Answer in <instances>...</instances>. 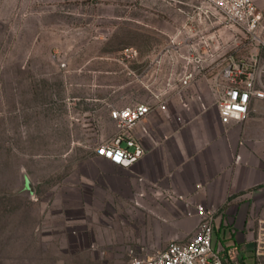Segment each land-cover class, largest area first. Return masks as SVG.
Returning a JSON list of instances; mask_svg holds the SVG:
<instances>
[{"label":"rangeland","instance_id":"obj_1","mask_svg":"<svg viewBox=\"0 0 264 264\" xmlns=\"http://www.w3.org/2000/svg\"><path fill=\"white\" fill-rule=\"evenodd\" d=\"M230 54L264 63L205 0H0V264H130L172 240L184 208L168 221L151 206V175L132 171L117 196L99 171L113 168L88 156L117 131L111 107L155 92L178 115L214 117Z\"/></svg>","mask_w":264,"mask_h":264},{"label":"crops","instance_id":"obj_2","mask_svg":"<svg viewBox=\"0 0 264 264\" xmlns=\"http://www.w3.org/2000/svg\"><path fill=\"white\" fill-rule=\"evenodd\" d=\"M256 2L264 11V0ZM151 103L152 111L133 130L145 153L131 168L96 151L89 154L91 164L104 162L113 168H100L102 184L118 196L123 194L120 185L133 182L131 171L151 175V182L163 191L162 195L151 193V206L168 221L179 223L174 238L192 232L198 216L172 219V208L180 216L179 206L183 210L192 203L216 207L214 248L226 264H257L256 254L264 255V97L252 101L247 118L228 124L221 122L219 111L207 118L198 106L199 110L185 117L175 113L169 103L167 110L156 100ZM142 125L148 127V133ZM84 174L95 179L91 173ZM256 239H260L258 246Z\"/></svg>","mask_w":264,"mask_h":264},{"label":"built area","instance_id":"obj_3","mask_svg":"<svg viewBox=\"0 0 264 264\" xmlns=\"http://www.w3.org/2000/svg\"><path fill=\"white\" fill-rule=\"evenodd\" d=\"M205 1L214 4L227 21L241 26L252 41L264 48V11L259 8L256 0ZM134 53L136 50L132 46L123 49L124 56L132 57ZM263 72L264 63H258L255 58H239L234 54L227 57L215 82L218 92L217 107L222 123L228 124L232 120L248 117L252 101L264 97ZM194 77L193 71L183 74L177 92L182 94V88ZM168 85H172V82L169 81ZM165 91L155 92L157 105L163 110L168 109V98L163 95ZM183 105L188 107V101L183 99ZM151 111L152 103L145 101L111 107L110 117L115 121L117 131L102 140L96 146V152L114 163L131 168L145 153L143 143L133 130ZM142 130L145 133L149 131L146 125H142ZM137 176L139 180H143L141 175ZM151 193L162 195L163 191L157 183L151 182ZM140 195H144V192H139L138 196ZM177 197L185 198L184 194H178ZM135 203L140 204L139 199ZM217 212V208L212 205L190 204L185 210L186 215L198 216L193 231L184 238H173L150 255H133L130 264H226L221 252L213 246Z\"/></svg>","mask_w":264,"mask_h":264},{"label":"water","instance_id":"obj_4","mask_svg":"<svg viewBox=\"0 0 264 264\" xmlns=\"http://www.w3.org/2000/svg\"><path fill=\"white\" fill-rule=\"evenodd\" d=\"M27 186H28L29 188H32V184H31V182H30L29 180H27Z\"/></svg>","mask_w":264,"mask_h":264}]
</instances>
